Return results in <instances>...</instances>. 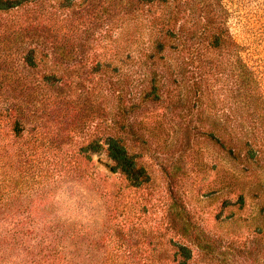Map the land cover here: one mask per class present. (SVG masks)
<instances>
[{
    "label": "trees",
    "instance_id": "obj_1",
    "mask_svg": "<svg viewBox=\"0 0 264 264\" xmlns=\"http://www.w3.org/2000/svg\"><path fill=\"white\" fill-rule=\"evenodd\" d=\"M50 1L0 0V264H157V260L129 258L133 251L123 247L122 241L111 245L120 230H105L103 224L101 230L91 229L77 220L66 222L63 216L43 213L48 200L41 162L49 156L63 170L71 158L62 146L63 131L46 125L51 113L71 112L59 67L70 62L71 54L84 52L88 31L105 17L121 13L133 18L145 5L155 6L153 42L141 65L167 67L168 83L153 71L141 94L149 99L163 95L174 105L193 98L208 103L212 99L202 76L211 72L202 71V80L189 83L184 75L189 62L180 59L179 53H190L192 63L198 62L196 67H220L225 79L232 80L223 99L232 105L220 113L209 111L211 103L207 112V105L199 106L191 127L218 144L224 157L241 162L242 171L259 167L264 171V158L255 148L256 131H264V0H238L242 4L234 9L232 0H55V6ZM22 9L26 15L17 14ZM59 10H69V18L61 20ZM233 11L235 32L229 20ZM82 12L85 21L77 17ZM168 50L178 52L173 61L167 53L168 59L156 63ZM209 52L215 57L208 59ZM49 55L56 59L52 65L46 64ZM167 84H176L173 92ZM191 121L184 127L187 132ZM42 142L47 149L40 147ZM100 144L91 141L82 147L83 158L90 161L92 153L101 151ZM104 144L112 171L134 186L147 181L145 170L117 131L108 134ZM221 189L225 195L232 191ZM239 195L235 203L224 199L225 206L243 205L242 192ZM41 205L43 209L38 208ZM10 224L15 227L7 228ZM192 258L189 246H174L172 263L196 264Z\"/></svg>",
    "mask_w": 264,
    "mask_h": 264
},
{
    "label": "rangeland",
    "instance_id": "obj_2",
    "mask_svg": "<svg viewBox=\"0 0 264 264\" xmlns=\"http://www.w3.org/2000/svg\"><path fill=\"white\" fill-rule=\"evenodd\" d=\"M50 2L51 6L56 5L55 0ZM231 3L233 9L242 4L238 0ZM61 13L60 19L64 20L71 12ZM157 13L155 6L145 5L133 18L121 13L105 17L88 31L84 52L71 54L70 62L59 67L71 112L51 113L46 125L47 129L54 131L57 126L63 131L62 146L71 158L63 170L49 156L41 162L48 200L43 213L63 216L66 222L77 220L91 229L101 230L103 224L105 230H120V235L112 237L111 245L124 242L122 246L133 251L128 257L141 262L174 264V246L182 243L192 249L196 264H264L262 167L242 171L241 162L224 157L218 144L191 127L199 106L202 109L207 105V112L211 103L210 112L229 111L232 104L223 99L232 80L225 79L220 67H196L197 60L192 63L190 53L182 51L180 59L189 62L184 67L189 83L198 81L202 71L211 72L203 73L202 78L212 101L201 103L193 98L174 105L163 95L149 99L141 94L153 71L168 83L167 67L141 65L153 42V19ZM17 14L26 15L24 9ZM83 14L77 17L85 21ZM229 20L231 31L235 32L236 12ZM167 53L173 61L178 52H165L166 56L156 63L161 65L168 59ZM207 56L215 57V53ZM55 62L49 55L46 64ZM96 62L100 67H93ZM175 85L166 87L173 92ZM189 119L192 121L187 132L184 127ZM116 131L147 174V181L141 185H131L121 173L111 170L104 141ZM256 132L255 148L264 158V131ZM91 141L101 143V151L92 153L91 160L86 161L82 147ZM46 146L42 142L40 147L47 149ZM242 185L250 190H242ZM221 188L232 191L225 195ZM241 192L243 205L225 206L224 199L235 203Z\"/></svg>",
    "mask_w": 264,
    "mask_h": 264
}]
</instances>
